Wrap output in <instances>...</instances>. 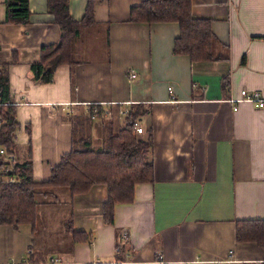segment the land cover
I'll use <instances>...</instances> for the list:
<instances>
[{
	"label": "crops",
	"instance_id": "0c3cea01",
	"mask_svg": "<svg viewBox=\"0 0 264 264\" xmlns=\"http://www.w3.org/2000/svg\"><path fill=\"white\" fill-rule=\"evenodd\" d=\"M89 1L92 20L82 24ZM142 1L66 0L77 21L73 64L56 67L45 84L34 82L30 65L60 39L49 0H28L25 23L4 22L0 0V70L14 105L15 159L30 155L33 182L48 180L82 138L101 149L123 128L120 111L140 108L142 133L135 137H151L153 181L136 185L131 203L115 205L112 224L102 222V185L72 199L63 188L41 190L26 259L262 264L264 246L237 242L235 227L264 220V106L231 100L242 90L264 100V0H191V13L210 20L215 38L214 59L205 62L173 53L176 22L130 21V9ZM86 104L98 105L100 114L90 119ZM69 224L87 240L74 242Z\"/></svg>",
	"mask_w": 264,
	"mask_h": 264
},
{
	"label": "trees",
	"instance_id": "16d2710c",
	"mask_svg": "<svg viewBox=\"0 0 264 264\" xmlns=\"http://www.w3.org/2000/svg\"><path fill=\"white\" fill-rule=\"evenodd\" d=\"M6 23H25L29 19L28 0H4ZM47 10L61 29L60 39L54 45L41 48L40 59L30 65L34 82L50 83L53 74L63 63L73 64L72 40L76 36L77 21L68 14L66 0H49ZM133 22H176L178 35L174 38L173 53L185 55L190 61L205 62L214 59L212 45L214 35L208 18L195 17L191 13V0H143L130 9ZM92 20V1L86 5L80 22ZM144 115L140 108H131L125 114V123L116 135H108L99 150L90 148L89 141L82 138L79 147H71L52 167L48 180L35 183L31 175L30 155L27 160L15 159L16 147L12 142L16 126L14 105L9 103L8 80L5 70H0V225L17 229L22 224L35 228L40 202L38 194L46 188H63L72 199L86 193L94 185L106 189V199L101 207L102 222L112 224L116 204L131 203L134 188L138 184L153 181L150 160L151 137L137 139L134 122ZM5 169L7 171H5ZM12 177V181H8ZM74 242L87 240L85 233L72 230L67 225ZM237 242H249L264 246V220L237 221ZM264 264V263H262Z\"/></svg>",
	"mask_w": 264,
	"mask_h": 264
},
{
	"label": "rangeland",
	"instance_id": "374dc122",
	"mask_svg": "<svg viewBox=\"0 0 264 264\" xmlns=\"http://www.w3.org/2000/svg\"><path fill=\"white\" fill-rule=\"evenodd\" d=\"M92 40L94 47L97 41L96 38H92ZM92 51H95V48H92ZM47 189L49 188H46V190ZM32 241L33 236L30 232L29 225L22 224L17 229L10 226L0 225V263L5 260H9V262H20L28 257L29 251L32 249ZM36 244L37 241L36 238H34V247Z\"/></svg>",
	"mask_w": 264,
	"mask_h": 264
},
{
	"label": "built area",
	"instance_id": "2783aa9c",
	"mask_svg": "<svg viewBox=\"0 0 264 264\" xmlns=\"http://www.w3.org/2000/svg\"><path fill=\"white\" fill-rule=\"evenodd\" d=\"M128 78L130 80L135 78V73L132 70L128 71ZM240 97L237 100H231V102H248L253 104L255 107H263L264 106V100L258 95V93L253 92V93H247L246 91L242 90L239 93ZM86 106H89V118L90 119H94L98 114H100L99 110H98V105H94V104H86ZM233 111L237 110V106H233L232 108ZM106 112V111H105ZM119 114L121 116H125L126 111H120ZM0 123H1V119H0ZM142 133V128L139 126L138 122H134V135L138 136ZM4 153V149L0 148V154ZM5 171H7L5 169ZM8 181L11 182L12 181V177H8ZM120 239L121 241L124 243L125 241H127V235L125 232H121L120 234ZM4 264H72V263H64L62 262L59 258L57 257H48V259L42 263H37V262H33L30 259H23L20 262H7Z\"/></svg>",
	"mask_w": 264,
	"mask_h": 264
}]
</instances>
